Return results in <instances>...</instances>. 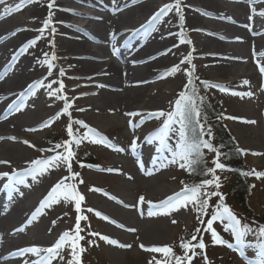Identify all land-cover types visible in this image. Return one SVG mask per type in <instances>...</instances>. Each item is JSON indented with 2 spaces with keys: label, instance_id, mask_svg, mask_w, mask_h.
<instances>
[{
  "label": "bare ground",
  "instance_id": "bare-ground-1",
  "mask_svg": "<svg viewBox=\"0 0 264 264\" xmlns=\"http://www.w3.org/2000/svg\"><path fill=\"white\" fill-rule=\"evenodd\" d=\"M173 1L54 0L50 9L48 5L51 0H33L10 15L4 12L5 8H14L20 0H6L5 4H0V13H4L0 16V137H3L0 139V160L10 162L0 164V172L30 170L33 168L31 161L56 154L42 148L43 140L39 141L37 132L45 128V121L51 123L57 113L63 114L64 100L49 97L47 93L50 89L37 86L35 95L25 94V106L21 111L9 109V105L13 101L20 104L19 94L35 81H43L47 85L54 80H62L65 89L60 95L69 98L72 104L69 112L75 113L80 120L87 118V124L100 135L103 131L100 128L114 131L121 129L122 124L125 126L122 136L129 137L128 142L109 148L116 154L111 161L112 169L118 170L112 173L126 182L116 184L111 177H103L102 181L106 179L113 182L108 185L114 188V192L87 185L91 179L100 177L96 174L111 173L102 170L101 165L94 164L99 167L85 173L84 179L81 177V186L88 189V192L81 190V193L90 203H94L91 209L117 222L111 223L91 212L106 225L103 226L105 235L124 245L132 246L140 239L149 242H137L138 250L158 245V242L151 240L162 238L161 234L175 233L173 228L164 224L165 220L176 215H179V220L188 218L184 209L164 214L155 207L173 195L175 190L163 186L165 174L160 166L161 149L150 141L157 129L148 130L143 126V122L151 120L152 116H148V113H165L174 104L176 96L186 84L188 76L185 69L195 65L194 75L202 76L201 81L225 86V91L213 89L228 103L232 113L227 112V117L237 118L230 119L236 123L228 125L230 134L239 142H247L250 147L248 151L255 152L264 162V73L260 71V67L264 66V55H261L264 53V0H181L185 16L184 33L187 40L191 41L184 44L180 42L181 29L175 10L149 24L158 9ZM49 12L52 13L51 23L43 37L34 46L21 52L22 46L41 35L38 30L42 28ZM53 27L56 29L54 34L51 33ZM50 40H54V48ZM167 49H171L167 55H160ZM53 51L57 59L53 62L55 67L49 76L47 65L41 62L45 59V53L51 60ZM189 53L192 55V64H181L180 72L160 78L170 67L180 64ZM61 68L65 70L63 77L59 76ZM58 87V83L52 84L53 89ZM232 92L251 95L241 97L232 95ZM104 112L116 116H107ZM134 112L140 115H128ZM130 120L134 124L138 123L139 127H130ZM11 137L15 139H9ZM133 140L136 141L135 150L130 147ZM24 141L30 143L25 144ZM33 153L36 157L30 159ZM248 160L251 165L260 164L258 158ZM134 171L139 177L131 174ZM45 175L49 176L45 173L33 179L28 175L24 184H17L13 188H6L4 185L8 179L0 178V251L15 249L7 256L23 257L19 263L26 264L36 257L32 254L15 255L18 248L50 247L64 231L74 227L69 229V223H64L55 235H51L52 224L48 221V215L52 213L54 205L42 209L28 223L50 188L57 183L46 179ZM58 178L59 181L63 176L59 174ZM93 187L102 191H90ZM137 190L147 194L144 195L145 203L141 204L139 197H135L132 202V194ZM5 194L12 195L13 199L4 200ZM147 202H152V216L147 214L150 207ZM65 214L69 213L61 216ZM21 228L23 231L18 230ZM135 232L138 233L134 238ZM141 244L145 247L141 248ZM101 251L104 256L112 254L113 258L116 255L115 261L118 260V254L125 253L111 248ZM69 255L66 252L63 256L66 259ZM65 259L53 260L52 264H64Z\"/></svg>",
  "mask_w": 264,
  "mask_h": 264
},
{
  "label": "rangeland",
  "instance_id": "rangeland-1",
  "mask_svg": "<svg viewBox=\"0 0 264 264\" xmlns=\"http://www.w3.org/2000/svg\"><path fill=\"white\" fill-rule=\"evenodd\" d=\"M242 1V0H241ZM240 1V2H241ZM174 2V1H173ZM95 5V3H93ZM91 11H94L91 9ZM19 18L22 19L21 15H17ZM184 44V43H182ZM186 64V63H184ZM253 70V68H252ZM195 77H198L199 79H195ZM189 77H187L186 84L188 83ZM202 76L194 75L193 76V82L198 90V96L203 97V103L200 104V100L197 99V104H200V112L201 117L200 123L204 124L206 127L211 126L213 138H212V144L215 148H217L221 156L219 157V160L221 163H224L227 167L225 170H216L215 175L219 176V183L221 187L219 189H216L214 186H205L203 190L212 192V191H219L224 196V203L230 206L234 214L237 215V217L242 221V224H247L253 229V233H249L246 237V246L244 249V255L241 256L239 252L231 253L230 248H228L226 245H214L212 242V237L209 232L201 231L198 235V240L202 236L203 241L206 245V249L201 250L199 248L196 249L197 255L193 257L191 260V264H206L205 262V254L207 256L208 262L210 264H257V261L259 259L257 252L258 248L257 245L260 242L259 240V228L261 226H264V177L257 178L255 175H244L243 173L249 172L251 170L256 171H264V162H261L260 157L257 156V154H253L255 152H249L248 148L249 144L245 141L239 142L230 134L228 125H236L234 121H231L227 118V112L232 113L230 109L228 108V103L224 102L222 100V97L219 96V94L216 93V90L213 88H205L203 84L201 83ZM185 86L182 91H185ZM254 90H257L254 88ZM180 94V93H179ZM179 94L176 96V99L179 98ZM190 94V93H189ZM176 99L174 101H176ZM141 106V105H140ZM159 107V106H154ZM175 109V102L172 104L170 108L165 111V116L156 117L152 116L151 120H148L146 122H143V126L149 128L148 130L152 129H159L164 120L167 118V113L173 111ZM70 113V117H69ZM63 113L59 115V117L55 120H53L50 123V126L45 127L42 129V131H38L39 134L38 138L41 142L42 148H47L52 151L55 144L62 143L63 141H66L69 139L67 135V126L71 120L74 122L76 120H80V118L75 115V113ZM105 115L109 116H116V114H110L107 112H104ZM104 115V114H103ZM258 117V114L256 115ZM217 117H220L219 119ZM120 118V117H119ZM206 118V119H205ZM87 120V118L85 119ZM82 120V121H85ZM88 121V120H87ZM122 122V121H121ZM87 124V122L85 121ZM89 125V124H87ZM73 130L74 133L77 136H82L85 132H87V129L82 127L79 124L73 123ZM90 126V125H89ZM193 127H195V121H193ZM245 126V125H244ZM179 128L178 124L173 125V131L169 134V140L168 145L175 148L176 143L178 142V134L175 131ZM259 128V127H258ZM102 131V135L105 138V144L102 146L100 144H95L89 142V140L83 141L79 147H76L75 144H73V151L75 152V157L72 161V169L74 172L80 173V176L77 177L75 180L70 181L71 183L76 184L77 190L81 193V190L88 192L87 188L82 187V183H79V180L84 179V174L88 171H91L92 168H89L87 166L81 167L79 164V161H86L89 162L90 165L99 164L103 167V169H112V163L113 159H115L116 154L113 150L109 148V144L114 146H120L124 145L128 142L129 137L122 136L123 133H125V126L122 124L121 129L118 130H109L106 128H100ZM78 130V131H77ZM260 130V129H259ZM217 131H222L226 134L228 139L230 140L229 148L226 149L223 147L221 149L220 145V139L217 135ZM261 131V130H260ZM127 133L128 130H126ZM36 134V133H35ZM43 134V135H40ZM199 134V128L195 129L194 135ZM219 134V133H218ZM24 138V137H22ZM203 139H208L207 135L202 137ZM32 140V138H30ZM89 139H92L90 137ZM264 140V135H263ZM151 141H154L153 139ZM9 144H14L11 141H8ZM156 145L160 146L159 143H156ZM243 149L245 150L243 153H240L237 151V149ZM57 151H63V148L57 150ZM56 153V152H54ZM202 162L195 166L194 171H189L187 168H180L179 163H170L172 159V155L167 149L161 154L162 156V162L160 164L164 174H165V183L163 184L164 187L169 188L170 190L175 191H182V189L187 187H193L198 186L202 183V181L206 179H213V175L211 173L207 172V169L214 167V159L216 158V153L213 151H209L208 149L204 148L202 149ZM39 155V154H38ZM43 155V154H42ZM41 156V155H39ZM123 159L126 158L125 155H121ZM234 157H240L241 162H234ZM36 155L33 153V156L30 159L35 158ZM229 157V158H227ZM226 160L224 162L223 160ZM232 161L230 162L229 159ZM249 158H258L259 163L258 165H251L249 162ZM127 159V158H126ZM29 160V159H28ZM240 163V164H239ZM28 164L24 163L23 165ZM48 175H45L46 179L56 182L58 181V175L66 177L69 175L66 168L61 166L60 168L51 169L48 172H46ZM133 176L139 177L136 171L133 173L131 172ZM194 174V175H192ZM100 177H97L95 179H91L90 182L87 183V185H93L97 187H102L101 189L105 190L108 189L109 191L114 192V188L111 187V185H108V183H113L114 181L116 184L126 182L122 179L120 176H116V174L113 172L109 174L101 173L96 174ZM105 177H111L112 181L106 180L102 181V178ZM58 178V179H57ZM141 179V177H140ZM196 179V181H195ZM85 183L87 182L86 179L84 180ZM183 182V183H182ZM82 194V193H81ZM144 195H147L146 193L137 190L132 194V202L134 201V198L138 199V197H141ZM100 198V197H99ZM102 199V198H101ZM219 202V197L212 196L209 199V209L208 213L209 215L214 211V206ZM94 203H90L88 199L85 198V200L82 202V212L81 214L86 216L87 219L81 221V227L84 229L80 234L84 236V239L79 242L80 246L85 249L83 253H80V260L81 264H150V261H152L154 258L159 260L163 259L162 253H153L149 251H145L143 249H137V242H143V243H149L145 240H136L137 242H134L131 247L128 249L124 248H117L113 245H109L105 241L101 240L99 236H92L90 233L96 232L101 235H105L103 230V226H106L104 223L99 222L91 212L88 211L87 208H94ZM97 207H100L97 205ZM52 213L48 215V221L52 224L51 225V235H55L59 231V228H62L64 223H69V229L75 225V218H76V211L74 210V203H64L61 202L59 204H55L54 207L51 208ZM185 210V209H184ZM69 213L61 216L63 213ZM186 216L188 218L186 219H180L178 218L179 215H176L174 218H169L168 220H165L164 224L168 225L169 227L173 228L175 230L174 234L166 233L161 234L162 238H156L151 241L158 242V245H151L150 247H162V246H171L173 247L176 255L183 256V250L179 248V242L182 238L185 239V241H189L191 238V235L195 233V230L198 227H201L199 225L198 220L196 219L197 213L194 210H191V206H189V210L184 211ZM208 217H204L206 220ZM175 220L176 223H173L172 221ZM53 221H56L55 224H53ZM215 231L226 241L234 243L233 236L230 232L225 231L224 224L218 222H215L213 225ZM74 228V227H73ZM72 228V229H73ZM56 229V230H55ZM138 232H135V236H137ZM141 232L139 231V234ZM165 236V237H164ZM139 237V236H138ZM163 237L165 239H163ZM134 238L132 240H134ZM91 242V243H90ZM136 243V244H135ZM191 243L195 244L196 241H191ZM107 248H111L113 250H116L118 252H125L118 254L117 258L118 260L115 261L114 256L112 258V254L104 256L102 254V249L106 250ZM135 250H137L135 253ZM70 254V249L66 246L62 255L65 253ZM111 257V258H110ZM109 258V259H108ZM71 259V256L67 257L65 259L64 264H67V261ZM17 264H24V263H17ZM172 264L174 262L172 261Z\"/></svg>",
  "mask_w": 264,
  "mask_h": 264
},
{
  "label": "snow or ice",
  "instance_id": "snow-or-ice-1",
  "mask_svg": "<svg viewBox=\"0 0 264 264\" xmlns=\"http://www.w3.org/2000/svg\"><path fill=\"white\" fill-rule=\"evenodd\" d=\"M33 0H20L18 4L15 5L14 8L6 7L4 12L7 14H11L14 11H18L22 8L23 5L26 3H31ZM115 2V0H114ZM249 2H252V0H249ZM6 0H0V4H5ZM54 5V0H51L48 7L51 9ZM175 10L176 15L179 18V27L181 29L179 33L180 42L181 43H191L190 40H187V37L184 33V26H185V16L183 13V9L181 6V0H174V3L165 4L160 9L157 10L156 13L153 14L151 17L149 24H151L153 21L159 20L163 16H167L169 12H172ZM4 15V13H0V16ZM264 15V13H262ZM51 17L52 13L49 12L48 18L43 22V26L38 31L41 33L40 36L30 40L27 42L26 45L22 46L20 49L21 52L25 51L27 48L32 47L36 44L37 40L43 37L44 31L49 28V25L51 23ZM199 31V30H197ZM56 29L55 27L51 28V33H55ZM13 35H15V32H13ZM240 39V38H237ZM50 45L54 48V40L49 41ZM178 45H174L173 47H177ZM171 49H167L160 53V55H167ZM45 59L41 62L43 64H46L48 67V75H52V69L55 67L54 61H56L57 56L55 52L53 51L51 54V60L48 59V53H45ZM261 55H264L262 53ZM155 58V57H153ZM15 59V56L13 57ZM192 64V55L189 53L186 55L181 61L180 64L173 65L170 67L165 73L161 74L160 78H165L168 75L175 74L177 72L181 71L180 65L181 64ZM194 69L195 65H192L191 69H185L186 75L189 77L188 83L185 86V91H181L179 94V98L175 101V109L169 113H167V118L164 120L162 126L155 132V135L153 139L159 143L161 148L167 149L172 155V159L170 163H179L180 168H187L190 172L195 170V166L202 162V149L206 148L209 151H213L216 153V158L214 159V167L207 169L208 173H211L213 175V179H206L202 181V183L198 186L193 187H187L185 186L184 189H182L181 192H177L169 197H167L165 200L161 201L158 205H155V207L159 210H162L164 214H170L172 211H179L180 209L189 210V206H191V210H194L197 215L196 219L199 222V225L201 227H198L195 230V233L191 235V238L189 241H185L184 238L181 239L180 247L183 250V256L176 255L173 247L171 246H162V247H150L146 248L145 250L153 253H162L163 259H153L150 261V264H172V261H174V264H191V260L194 256L197 255L196 249L199 248L201 250L206 249V245L203 241L202 236L198 240V235L201 231H206L211 234L212 242L214 245H226L230 249H236L239 250L241 253V256L244 255L243 248L246 246V237L249 233H253V229L248 226L247 224H242V221L237 217L236 214L232 211L230 206L224 203V196L219 191H212L208 192L203 190L205 186H214L216 189H219L221 187L219 183V176H216V170H225L226 165L224 163H221L219 160V157L221 156L220 151L215 148L212 144V138L213 133L211 126H205L204 124L200 123V104L203 103V97L198 96V90L193 82V76H194ZM260 71L264 73V66L260 67ZM59 76L63 77L65 76V70L61 68L59 70ZM195 79H199L198 77H195ZM58 83L59 87L53 89L52 84ZM205 88H217L221 91H225V86L223 84L219 83H210L209 81H202L201 82ZM245 84L248 83V81H244ZM46 87L50 89L48 91L49 97H57L59 99L64 100V107L62 112L63 113H69V108L72 107V104L69 100V98L64 95H60L63 90L65 89V84L62 80H54L51 83L45 85L43 81H35L32 84H29L28 87L19 94V99L21 100L20 104H17L15 101H13L12 104L9 105V109H13L15 111H21L22 108L25 106L23 103V98L25 94L35 95V89L36 87ZM98 87H104V85H98ZM190 93V94H189ZM232 95L241 96L244 95H251V93H240V92H232ZM197 99L200 100V104H197ZM79 111H83L84 109H78ZM61 115V113H57V118ZM130 116H137L140 115V113H128ZM148 116H156L161 117L165 116V113L163 111H159L157 113H148ZM70 117V113H69ZM218 119L220 117H217ZM228 119H237L236 117H227ZM206 119V118H205ZM193 121H195V127H193ZM143 121H141L142 123ZM248 123H255V121H245ZM73 123L79 124L85 129H87V132H85L82 136H77L74 133L73 130ZM178 124L179 128L175 131L178 134V142L175 145V148L173 149L168 145L169 140V134L172 132L173 125ZM44 127L50 126L49 121H45L43 124ZM129 126L136 128L139 127V124H134L131 120L129 121ZM199 128V134L194 135L195 129ZM35 129H30V131H34ZM67 135L69 137L68 140L63 141L62 143L55 144L52 151L56 152L55 155H52L50 157H47L45 159H37L34 161H31L30 163L33 165L32 169H24L22 171H13L12 173L8 172H0V178H7L8 183L4 186L6 188H13L17 184H24L25 178L28 175H31L33 179H36L37 175H43L46 172H48L51 169L60 168L61 166L65 167L67 172L69 173L68 176L61 178V180L57 181L56 184H54L50 190L48 191L47 195L44 197V199L40 202V205L36 208V210L32 213V219L28 221V223H31L32 220H34L37 215H39L42 211V209L46 207H51L52 205L59 204L61 202L64 203H74L75 211L77 213L75 218V225L74 228L71 230L64 231L62 235L58 238V240L50 247H40V246H31V247H25L18 249L15 255L23 256L25 254H32L36 257L35 260H32L30 262H26V264H52L53 260L59 259L64 260L65 257L62 255L65 247L67 246L70 249V256L71 259L67 261V264H81L80 260V253H83L85 249L80 246L79 242L84 239V236H82L80 233L84 231L81 227V221L86 220L87 217L82 215V202L85 200V197L83 194H81L77 190V186L74 183H71L70 181L75 180L77 177L80 176V173L74 172L72 169V161L75 157V152L73 151V144H75L76 147H79L80 144L85 141L89 140L91 143L95 144H105V138L101 136L97 130L87 125L82 120H76L72 121L70 118V122L67 126ZM78 131V130H77ZM207 135L208 139H203L202 137ZM92 137V139H89ZM0 139H3V137H0ZM9 139H15L14 137H11ZM25 144H29L30 142L24 141ZM110 147L115 148L114 145H109ZM34 147V146H33ZM130 147L135 150L136 148V141L133 140ZM63 148V151H57L59 149ZM118 151H123V149H117ZM160 149H158L159 151ZM41 151H45L44 149H41ZM238 152L243 153L245 150L243 149H237ZM254 155L256 153H253ZM0 164H10L9 161L6 160H0ZM81 167H85V165L81 164ZM87 167H99L96 165H87ZM109 172L112 171H118L115 169H102ZM244 175H255L257 178L264 177V171H256L251 170L249 172L243 173ZM79 183H83V180L80 179ZM183 183V182H182ZM90 191H102L101 189H97L95 187L90 188ZM212 196L219 197V202L214 206V211L209 215L208 209L210 207L209 205V199ZM112 199H115V197H111ZM139 202L141 204L145 203V198L143 196L139 197ZM150 207L148 211V216L154 215V212L152 210V202H147ZM89 212H95V215L97 217H100L104 220H110L111 223H117L114 220H111L110 217L103 215L101 212L96 211L94 209L89 208ZM204 217H208L206 220ZM220 222L224 224L225 231H228L231 233L234 239V243L224 240L214 229L213 225L215 222ZM173 223H176L175 220L172 221ZM56 221H53V224H55ZM118 227H124L123 225H117ZM19 231H23V228L18 229ZM130 231H135V229H129ZM92 236H99V238L109 245L113 246H119V247H131V245H124L120 244V242L116 239H112L107 235H101L96 232L90 233ZM259 240L260 242L257 245L258 252L257 255L259 257L257 264H264V226H261L259 228ZM191 241H196L195 244L191 243ZM91 243V242H90ZM141 248H144L145 246L143 244L140 245ZM205 262L206 264H210L207 260V256L205 254Z\"/></svg>",
  "mask_w": 264,
  "mask_h": 264
},
{
  "label": "trees",
  "instance_id": "trees-1",
  "mask_svg": "<svg viewBox=\"0 0 264 264\" xmlns=\"http://www.w3.org/2000/svg\"><path fill=\"white\" fill-rule=\"evenodd\" d=\"M219 133V134H218ZM217 135H218V137H219V139H220V142H221V145H220V147H221V149L224 147L225 149L228 147L229 148V145H230V140L228 139V137L226 136V134L225 133H223L222 131H217ZM227 158H229V157H227ZM232 158H234L233 160H234V162H238V161H240L241 162V158L239 157H234V156H232ZM232 158H231V160L229 159V161L231 162L232 161ZM226 160H228V159H226L225 158V160H224V162H226ZM240 164V163H239ZM192 175H194V174H192ZM195 181H196V179H195Z\"/></svg>",
  "mask_w": 264,
  "mask_h": 264
}]
</instances>
